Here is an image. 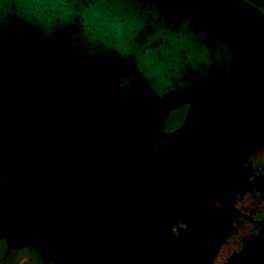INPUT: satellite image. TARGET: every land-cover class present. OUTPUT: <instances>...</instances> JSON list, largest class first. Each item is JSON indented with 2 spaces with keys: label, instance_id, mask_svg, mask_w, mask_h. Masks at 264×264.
Wrapping results in <instances>:
<instances>
[{
  "label": "water",
  "instance_id": "obj_1",
  "mask_svg": "<svg viewBox=\"0 0 264 264\" xmlns=\"http://www.w3.org/2000/svg\"><path fill=\"white\" fill-rule=\"evenodd\" d=\"M258 6L0 0V238L55 264H214L264 141ZM221 264H264V236Z\"/></svg>",
  "mask_w": 264,
  "mask_h": 264
},
{
  "label": "flooded vegetation",
  "instance_id": "obj_2",
  "mask_svg": "<svg viewBox=\"0 0 264 264\" xmlns=\"http://www.w3.org/2000/svg\"><path fill=\"white\" fill-rule=\"evenodd\" d=\"M248 1V0H246ZM264 15V7H257ZM249 173L244 189L232 206V221L214 264H221L231 254L239 252L248 239L264 236V141L248 156ZM0 264H55L45 260L31 246H10L0 238Z\"/></svg>",
  "mask_w": 264,
  "mask_h": 264
},
{
  "label": "trees",
  "instance_id": "obj_3",
  "mask_svg": "<svg viewBox=\"0 0 264 264\" xmlns=\"http://www.w3.org/2000/svg\"><path fill=\"white\" fill-rule=\"evenodd\" d=\"M186 109L187 105L183 104L177 108L170 110L164 122L165 130L170 131L178 127L184 119Z\"/></svg>",
  "mask_w": 264,
  "mask_h": 264
}]
</instances>
